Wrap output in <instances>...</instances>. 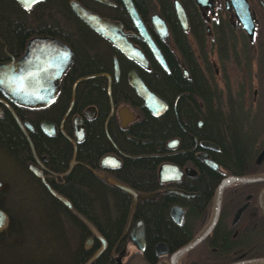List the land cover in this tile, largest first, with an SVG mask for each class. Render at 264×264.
<instances>
[{
	"label": "flooded vegetation",
	"instance_id": "af4514ba",
	"mask_svg": "<svg viewBox=\"0 0 264 264\" xmlns=\"http://www.w3.org/2000/svg\"><path fill=\"white\" fill-rule=\"evenodd\" d=\"M13 1L28 12L44 0L30 7ZM72 1L118 24V29L100 33L88 27L71 10ZM124 1L67 0L71 13L85 25L72 39L0 28L9 35L11 31L16 40L10 49L0 41L1 77L32 38L55 40L71 52L50 102L52 86L46 78L31 88V94L41 98L32 107L16 104L0 88L2 199L17 196L16 215L42 221L51 217L48 196L71 208L52 186L66 183L75 168L77 180L90 175L95 183L130 198L128 204L105 205L106 213L94 216V222L108 226V234L87 225L89 231L80 241L81 264H264V178L256 179L264 176V0H129L159 60ZM154 19L161 22L159 29ZM115 37L139 52L140 61L123 54ZM130 73L163 102L160 115L152 116L143 106L128 83ZM64 96L68 103L60 107ZM105 101L101 117L97 105ZM146 114L158 118L164 139L154 154L139 156L144 167L147 159L155 161L157 188L149 194L160 205L155 218L147 217L146 207L134 213L143 197L117 181L114 171L124 158H131L118 149L116 137L128 138L129 127ZM100 137L109 147L96 167L84 172L83 146ZM105 155L114 156L118 164L101 166ZM161 164L174 171L163 173V181L158 178ZM118 185L137 195L132 211V196ZM0 211L2 229L9 218ZM65 248L62 241L53 248L59 251L57 261H64Z\"/></svg>",
	"mask_w": 264,
	"mask_h": 264
},
{
	"label": "trees",
	"instance_id": "16d2710c",
	"mask_svg": "<svg viewBox=\"0 0 264 264\" xmlns=\"http://www.w3.org/2000/svg\"><path fill=\"white\" fill-rule=\"evenodd\" d=\"M2 27L6 29L23 28L29 35L49 33L65 40L64 36L67 35L72 39V36L78 34L79 29L85 28V25L71 13L67 0H44L28 12H24L13 0H0V28ZM1 40L9 49L16 42L11 37V31L10 35L0 32ZM22 40L23 38L19 41ZM1 47L0 43V49ZM64 98L60 102V107L63 102L68 103L69 97L64 96ZM106 106V101L97 105L99 116H104ZM126 134L128 138L124 139L123 136H119L114 142L122 153L131 158L122 160L120 166L114 170L115 178L143 197L137 200L134 213L140 211L141 207H146L147 217L155 218L160 213V205L155 196L149 197V194L157 188L154 174L155 161L151 158L147 159L146 167H144L139 156L152 155L163 146L164 139L159 135L158 118L146 114L142 116L141 121L130 126ZM101 137L96 142L83 146L84 172L95 168L98 158L109 147L100 142ZM3 152L10 154L6 150ZM142 170L146 174L138 173ZM76 173L77 170L72 168L66 183L52 186L57 191L60 189L58 192L68 200L71 208H64L48 196L51 202V217L39 222L31 220L26 215H16V207L13 205L17 203L14 199L17 196L11 195L9 199L4 200L0 193V208L7 212L9 218L7 224L0 229V264H81L79 261V254L82 251L80 241L89 231L87 225L95 228L102 235L108 234V226L94 222V216L96 213H106L105 205L128 204L129 196L119 189H109V185L95 183L90 175H87V178L81 182L75 177ZM96 187L104 188L106 191L97 192L94 190ZM80 217L85 220L86 224L80 220ZM115 229L120 231L121 227ZM60 241L66 246V256L63 262L57 261L59 251L53 249L60 245ZM51 247L52 253H49Z\"/></svg>",
	"mask_w": 264,
	"mask_h": 264
},
{
	"label": "water",
	"instance_id": "95a60500",
	"mask_svg": "<svg viewBox=\"0 0 264 264\" xmlns=\"http://www.w3.org/2000/svg\"><path fill=\"white\" fill-rule=\"evenodd\" d=\"M21 6L26 7L25 0H16ZM39 1V0H38ZM125 7L130 15V18L136 27L139 34L143 37L145 42L149 45L152 53L157 58L160 59L157 49L153 46L149 36H147L144 27L138 18L136 12L131 7L129 0H125ZM70 8L74 14L80 18L88 27L95 29L98 32L107 33L111 29H118V24L112 23L108 20H102L98 18L93 13L84 10L75 2H70ZM153 25L159 29L161 27V22L154 19ZM114 41V40H113ZM116 47L125 54L127 57H131L140 61V53L137 52L128 43L122 41L118 37H115ZM71 60V52L69 49L55 40L49 38H32L28 41L24 53L17 60L15 64H9L5 68H9L11 76H7L3 73V77L0 75V88L16 104L25 107H32L35 102L39 101L41 98L39 95L31 94V88L35 84H39L44 78H46L47 83H51L52 93L51 97L47 101L53 99V92L55 87V81L59 78L60 74L69 65ZM128 83L134 88L137 95L142 99L143 106L152 116H158L162 113L165 108L163 102L151 91H149L143 83L139 80L136 74H129ZM206 163L209 164L208 161ZM99 164L103 167H113L118 164V160L114 156L105 155L103 156ZM172 167L169 164H161L158 169V178L163 181L161 175L163 173H174L171 170ZM172 171V172H170ZM263 177H258L256 179L261 180ZM235 181L244 180L245 178H233ZM121 189L126 191L132 196L131 208L132 211L137 195L134 191L118 185ZM221 186V185H220ZM219 186V187H220ZM51 194L56 197L62 204L70 208L69 203L62 197L56 195L53 191ZM176 193V192H175ZM4 220V215L0 211V226ZM135 229V228H134ZM135 233V231H134ZM138 235L137 233H135ZM196 238L194 241H196ZM87 242V241H86ZM101 251V250H99ZM95 253L94 256H96Z\"/></svg>",
	"mask_w": 264,
	"mask_h": 264
},
{
	"label": "snow or ice",
	"instance_id": "6c2138e0",
	"mask_svg": "<svg viewBox=\"0 0 264 264\" xmlns=\"http://www.w3.org/2000/svg\"><path fill=\"white\" fill-rule=\"evenodd\" d=\"M38 2V0H25L26 7H30L31 4Z\"/></svg>",
	"mask_w": 264,
	"mask_h": 264
}]
</instances>
